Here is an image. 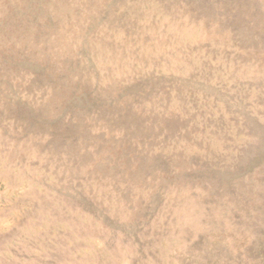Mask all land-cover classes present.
Masks as SVG:
<instances>
[{
    "label": "rangeland",
    "instance_id": "obj_1",
    "mask_svg": "<svg viewBox=\"0 0 264 264\" xmlns=\"http://www.w3.org/2000/svg\"><path fill=\"white\" fill-rule=\"evenodd\" d=\"M0 264H264V0H0Z\"/></svg>",
    "mask_w": 264,
    "mask_h": 264
}]
</instances>
